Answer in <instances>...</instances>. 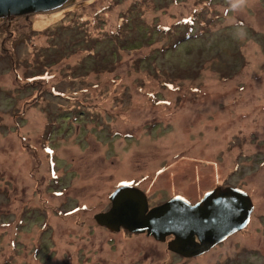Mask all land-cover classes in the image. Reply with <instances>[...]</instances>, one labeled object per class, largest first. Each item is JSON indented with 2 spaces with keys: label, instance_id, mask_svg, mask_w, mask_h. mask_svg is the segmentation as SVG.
Listing matches in <instances>:
<instances>
[{
  "label": "rangeland",
  "instance_id": "1",
  "mask_svg": "<svg viewBox=\"0 0 264 264\" xmlns=\"http://www.w3.org/2000/svg\"><path fill=\"white\" fill-rule=\"evenodd\" d=\"M135 1L0 19V264H264V0ZM219 184L254 213L196 258L94 220Z\"/></svg>",
  "mask_w": 264,
  "mask_h": 264
},
{
  "label": "water",
  "instance_id": "2",
  "mask_svg": "<svg viewBox=\"0 0 264 264\" xmlns=\"http://www.w3.org/2000/svg\"><path fill=\"white\" fill-rule=\"evenodd\" d=\"M68 0H0V19L55 10ZM110 207L94 216L95 222L117 232L146 233L167 242L169 251L185 258L200 256L245 228L254 206L250 196L234 187L216 188L192 203L175 195L149 207L146 194L131 185L109 195Z\"/></svg>",
  "mask_w": 264,
  "mask_h": 264
},
{
  "label": "flooded vegetation",
  "instance_id": "3",
  "mask_svg": "<svg viewBox=\"0 0 264 264\" xmlns=\"http://www.w3.org/2000/svg\"><path fill=\"white\" fill-rule=\"evenodd\" d=\"M227 186H229V187H234V188H238V189H241V190H243V191H245L249 196H250V198H251V200H252V203H253V206H254V209H255V203H254V200H253V198L251 197V195L248 193V191H246L243 187H241V186H236V185H230V184H219V185H216L214 188H212V189H208L207 191H205L198 199H196L195 201H191V200H189L190 202H192V203H194V202H196V201H198V200H200L203 196H204V194L205 193H207L208 191H211V190H213V189H216V188H224V187H227ZM148 200V199H147ZM148 204H149V207H152V206H154V205H151L150 204V202H149V200H148ZM254 209H253V212L251 213V216H250V221H249V223H248V225L245 227V228H243L242 230H240V231H238V232H235V233H233L232 235H230L229 237H227L225 240H223L222 242H220V243H218V244H216L214 247H212L209 251H207V253L208 252H210V251H212L214 248H217V247H219V246H222L224 243H226L227 241H229V239H231L233 236H235L236 234H238V233H242L243 231H245L247 228H248V226H249V224H250V222H251V219H252V215H253V213H254ZM98 225V224H97ZM98 227H100L101 229H104V230H106V231H108V232H110V233H112V234H118V233H122V235H126V236H136V235H145L146 237H148V238H150L151 240H154L155 242H158V243H164V244H166V247H167V242L170 240V238L171 237H168L167 239H166V241H164V242H160V241H157V240H155L154 239V237L153 236H150V235H147L146 233H138V234H136V233H131V232H128L127 230H125V229H123V228H120L119 229V231H117V232H114V231H111V230H109L107 227H105V226H100V225H98ZM167 250H168V248H167ZM169 251V250H168ZM171 251H169V253H170ZM173 255H177V256H179V257H181V258H183V259H188V258H185V257H182V256H180V255H178V254H176V253H174V252H171ZM204 254H206V253H204ZM203 255V254H202ZM201 256V255H200ZM196 258V257H195Z\"/></svg>",
  "mask_w": 264,
  "mask_h": 264
},
{
  "label": "trees",
  "instance_id": "4",
  "mask_svg": "<svg viewBox=\"0 0 264 264\" xmlns=\"http://www.w3.org/2000/svg\"><path fill=\"white\" fill-rule=\"evenodd\" d=\"M150 1H152V0H136V1H135V7H134V9H138L139 6H142V5H144L145 3L150 2ZM163 31H165V30H163ZM168 31H169V30H168ZM169 32H170V34H172V33H171L172 31H169ZM168 35H169V33L167 34V37H169ZM171 36H172V35H171Z\"/></svg>",
  "mask_w": 264,
  "mask_h": 264
},
{
  "label": "clouds",
  "instance_id": "5",
  "mask_svg": "<svg viewBox=\"0 0 264 264\" xmlns=\"http://www.w3.org/2000/svg\"><path fill=\"white\" fill-rule=\"evenodd\" d=\"M238 2L240 3V4H242L243 2H244V0H238ZM234 7L236 6V5H233Z\"/></svg>",
  "mask_w": 264,
  "mask_h": 264
}]
</instances>
